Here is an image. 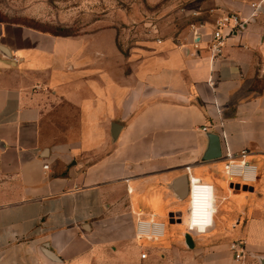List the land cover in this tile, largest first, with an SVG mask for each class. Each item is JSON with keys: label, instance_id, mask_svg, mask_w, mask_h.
Wrapping results in <instances>:
<instances>
[{"label": "crops", "instance_id": "obj_1", "mask_svg": "<svg viewBox=\"0 0 264 264\" xmlns=\"http://www.w3.org/2000/svg\"><path fill=\"white\" fill-rule=\"evenodd\" d=\"M259 1L107 0L70 36L0 12V264H49L42 244L63 264H236L229 245L239 240L246 264H264ZM232 13L246 22L223 30L224 56L212 66V31ZM207 124L221 125L210 132L224 131L234 153L248 150L256 182L230 179L223 159H203ZM191 176L213 186L205 232L219 223L228 234L186 251L176 233L186 228ZM139 217L165 223V235L137 239Z\"/></svg>", "mask_w": 264, "mask_h": 264}, {"label": "built area", "instance_id": "obj_2", "mask_svg": "<svg viewBox=\"0 0 264 264\" xmlns=\"http://www.w3.org/2000/svg\"><path fill=\"white\" fill-rule=\"evenodd\" d=\"M264 3V0H260L258 3H254L253 11L256 14L261 5ZM246 20L235 14H229L227 19L217 20L216 25L212 31L209 43L210 50V62L213 66L217 61L223 58L224 48L226 45L227 34L223 32L225 28L229 29V32L238 31L242 28ZM193 31H196L195 25L192 26ZM221 125L218 124H207L202 126L201 130L204 133L220 129ZM221 141L222 156L225 162V173L230 179L238 178L243 183H253L257 181V167L251 165L246 161L248 155V150L243 149L238 154L234 153L229 145L227 140V134L224 131L218 133ZM48 164L45 165V168H48ZM190 173V167H186ZM200 184L203 189L208 190L209 184H205L196 177H190V196L192 195L194 186ZM213 190V186H210ZM166 225L163 222H160L153 217L149 218H138L136 222L135 236L137 239H158L165 235ZM188 232H196L189 231ZM244 241H233L230 243L229 248L232 252L233 260L236 264H246L245 262V251H244ZM147 254L142 253V258H146Z\"/></svg>", "mask_w": 264, "mask_h": 264}, {"label": "rangeland", "instance_id": "obj_3", "mask_svg": "<svg viewBox=\"0 0 264 264\" xmlns=\"http://www.w3.org/2000/svg\"><path fill=\"white\" fill-rule=\"evenodd\" d=\"M106 3L107 0H0V12L9 20L22 22L39 30H49L52 33H56L58 31L60 32V27H63V32L74 34L79 32L83 27L81 25L84 21L81 18L82 14L90 11L93 6H97L99 9L107 7ZM61 19H64V21ZM60 21H63V23ZM62 110H66L70 114L74 113V110L71 108L65 109L63 107ZM211 174L213 177L222 178V174L217 171H213ZM187 211L188 208L185 209V214ZM183 225L185 226V224ZM219 225L217 223L216 228L204 232V234L207 233L205 236H195L193 238L195 247L203 246L212 241L221 242L225 240L228 231L226 232L218 228ZM170 231L171 227L168 226L165 237L166 241H169L171 237ZM186 231V228L180 229L176 235L179 240L178 246L188 251L189 247L186 245L184 239V235L187 233ZM203 238L208 242H203Z\"/></svg>", "mask_w": 264, "mask_h": 264}, {"label": "water", "instance_id": "obj_4", "mask_svg": "<svg viewBox=\"0 0 264 264\" xmlns=\"http://www.w3.org/2000/svg\"><path fill=\"white\" fill-rule=\"evenodd\" d=\"M3 51H5V55L7 57L11 58V56L7 52L6 48L3 47ZM120 127H121V125L118 123H113L111 126V135H112V138L114 140H116V138H117ZM205 134H206V137L208 139V146H207V149H206L205 154L203 156V159L205 161H212V160L221 159L222 148H221V141H220L219 135L217 133H213V132H207ZM1 146H2V143L0 142V148H1ZM231 186L234 187V184H232ZM235 187H237L238 189L240 187H242V189H244V190H248V189L252 190V187H249L247 185L241 186L240 184H236ZM169 217H170L171 221L175 220L174 215H170ZM178 220H179V222L181 221L180 218H178ZM185 242L189 248L194 247V241H193L191 235L188 233L185 234ZM38 251H39V254L41 255V257L45 261H48L49 264H63L61 258L57 254H55L53 251H51L47 244L40 245L38 247Z\"/></svg>", "mask_w": 264, "mask_h": 264}, {"label": "clouds", "instance_id": "obj_5", "mask_svg": "<svg viewBox=\"0 0 264 264\" xmlns=\"http://www.w3.org/2000/svg\"><path fill=\"white\" fill-rule=\"evenodd\" d=\"M209 193L211 194L212 189L209 186ZM214 197L210 195L209 202L205 206L206 211H201L197 208H193L191 217L185 220L186 227L189 231L195 230L198 233H204L207 228L213 224V216L215 215L216 208L213 206Z\"/></svg>", "mask_w": 264, "mask_h": 264}, {"label": "bare ground", "instance_id": "obj_6", "mask_svg": "<svg viewBox=\"0 0 264 264\" xmlns=\"http://www.w3.org/2000/svg\"><path fill=\"white\" fill-rule=\"evenodd\" d=\"M205 184H208V183H205ZM200 186H201L200 184H196L194 186L192 195L189 197V210H188V213L185 217L186 219H189L191 217V213H192L194 207L201 210V211H206L207 209L205 206L209 202L210 195L212 197H214L213 190L210 194L208 190H205ZM208 186H211V185H208ZM214 205H215V203L213 204V206ZM207 229H209V228H207Z\"/></svg>", "mask_w": 264, "mask_h": 264}, {"label": "trees", "instance_id": "obj_7", "mask_svg": "<svg viewBox=\"0 0 264 264\" xmlns=\"http://www.w3.org/2000/svg\"><path fill=\"white\" fill-rule=\"evenodd\" d=\"M10 21H12V22H16V23H22V22H19V21H14V20H10ZM22 24H24V23H22ZM25 25H27V24H25ZM29 26V25H28ZM30 27H32V26H30ZM34 28V27H33ZM37 29V28H36ZM39 30V29H38ZM59 30H60V32L58 31V32H56V33H53V34H55V35H63V36H70V35H74V34H76V33H74V34H72V33H69V32H63V27H60L59 28ZM42 31H46V32H50L49 30H42ZM50 33H52V32H50Z\"/></svg>", "mask_w": 264, "mask_h": 264}]
</instances>
